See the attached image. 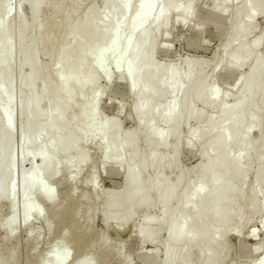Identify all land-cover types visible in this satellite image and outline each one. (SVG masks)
Returning a JSON list of instances; mask_svg holds the SVG:
<instances>
[{"label": "bare ground", "instance_id": "obj_1", "mask_svg": "<svg viewBox=\"0 0 264 264\" xmlns=\"http://www.w3.org/2000/svg\"><path fill=\"white\" fill-rule=\"evenodd\" d=\"M102 1L104 12H99L95 5L89 7L85 22L66 32L65 37H72L75 42L61 47L53 67L54 76L46 80L52 68L39 64L37 48L50 45L60 28L55 22L45 28L41 26L42 0H19L20 6L31 4L33 12L31 25L19 15V39L24 42L21 66L26 68L20 74L21 85L26 86L19 100L23 115L21 155L26 162L37 159L41 162L32 172L22 174L24 221L28 222L35 214L31 203L36 194L60 213V207L55 206L54 191L43 180L57 175L60 159L68 166L67 178L77 177L71 167L91 162L90 155L82 149L84 143L98 140L106 152V166L125 171L123 189L106 195L104 219L109 230L128 238L134 217L159 203L169 222L151 228L153 220L144 215L139 237L155 242L158 233L165 230L167 240L163 245L162 264H192L196 249H199L196 257L200 264H225L228 259L222 243L225 237L231 231H240L258 212L264 213V53L255 55L263 38L259 36L252 43L247 42L256 29L257 18L264 13V0H236L238 4L230 18L228 5L233 0H210L222 9L203 20L230 27L221 46L223 58L214 65L215 72L219 73L217 81L205 89L210 101L221 100L217 114L210 116L197 110L192 100L199 84L211 80L207 74L210 63L187 60L185 70L181 71L162 67L152 58L156 35L166 33L171 16L187 22L194 15L198 0H139L135 5L132 0ZM1 3L0 201H4L13 197L14 183L11 180L6 184L14 165L11 129L14 100L9 95L14 39L8 26L12 13L10 0H1ZM225 58L237 67L248 66L247 72L235 75L226 71ZM125 67L116 89L123 91L126 86L136 95L132 112L139 122V132H121L115 118L93 119L101 93L95 88L97 77L91 69L107 74L111 68ZM233 76H237L233 86L237 92L234 94L228 87L233 96L230 92L221 93L219 81ZM225 85H229V80ZM89 88L93 89L92 94L81 100L75 122L72 110L76 97ZM231 96L234 102L227 103ZM170 118L172 122L165 128ZM191 122L196 127L183 140L181 129ZM94 124L96 128L92 129ZM254 131H258L256 138L252 136ZM139 135L145 148L143 152L139 150ZM198 144H201L200 161L193 169L181 172L177 180L165 177L166 172L174 173L177 168L179 148L185 146L193 151ZM160 150L163 154H159ZM253 163L258 166L254 184L247 194V176ZM150 169L155 171L154 180L145 181L143 175ZM87 183H94V175ZM183 183L185 187L172 206L174 190ZM15 219L12 210L6 229H14ZM65 236L62 234L55 240L56 247L64 244ZM152 254L156 256V252ZM97 261L86 255L75 264H96ZM66 262L67 256L63 264ZM40 264H58L57 257L48 254ZM259 264H264V256Z\"/></svg>", "mask_w": 264, "mask_h": 264}, {"label": "rangeland", "instance_id": "obj_2", "mask_svg": "<svg viewBox=\"0 0 264 264\" xmlns=\"http://www.w3.org/2000/svg\"><path fill=\"white\" fill-rule=\"evenodd\" d=\"M44 5L40 13V24L43 28L55 22L60 31L51 39V44L45 47H38V62L41 66L49 65L52 71L47 75L46 80L54 76L53 69L61 47H69L74 44L72 37L66 38L68 30L76 29L86 20L89 7L94 6L99 12H104L105 6L102 0H42ZM139 0H132L135 5ZM238 2L233 0L228 5L227 17L233 16ZM2 3L0 0V9ZM55 7L60 8L55 9ZM12 10L8 20L9 32L14 39V53L11 59L12 73L10 75L11 87L9 95L14 100V112L11 124L13 133V168L6 184L13 180L12 198L0 201V264H40L48 254L59 251L60 254L67 252L66 264H75L84 256L97 258L96 264H162L164 260L163 245L167 240L165 230L160 231L156 241L151 242L139 237V231L144 227L142 218L149 216L153 223L151 228L158 224L167 225L162 206L156 203L148 211H140L132 220V232L128 238L120 237L115 230H109L105 223V199L110 191H120L124 186L125 171H115L105 164V149L100 141L85 142L82 149L91 157V162L85 165L71 167L74 175L67 178L68 166L64 159L59 160V171L51 179L43 180L44 183L54 191L55 206L60 207V213H56L41 195L32 197L31 207L35 214L28 222L23 217L22 197V174L24 171L32 172L41 165L37 159L34 162H26L21 155V132L23 127V115L20 108V97L26 92V86L21 85L20 74L26 71L21 66V56L24 42L19 39V15L22 16L27 25L33 22L31 4L20 6L19 0H10ZM221 5H215L210 0H198L193 8L194 15L187 22L177 21L174 15L171 16L166 27V33L156 35V48L152 58L156 64L162 67L179 68L185 70V61H207L210 63L207 74L211 80L201 82L198 91L193 96V105L205 115H216L220 99L210 101L205 95L208 85L217 81L219 73L215 72V62L223 58L221 46L225 44L226 37L230 32L229 25H218L205 21L210 13L218 12ZM1 19V18H0ZM40 34H37L39 36ZM263 38L262 44L255 50L256 56L264 53V13L256 20V29L248 37L247 42L252 43L257 37ZM111 61V59H110ZM127 67L121 70L111 68L106 74L91 69L96 73V90L100 91L98 97V110L93 119L115 118L121 132H139V122L133 116V108L137 102L136 95L128 87L123 91L117 90V80L124 73ZM224 69L235 75H244L248 66L237 67L224 59ZM184 73V72H183ZM235 77V78H234ZM237 76L229 80H222L218 83L221 93L230 92L233 96L237 92L234 88ZM234 81V82H233ZM222 82V83H221ZM232 91L228 90L229 88ZM226 88V89H225ZM228 88V89H227ZM226 90V91H225ZM228 90V91H227ZM93 89H86L78 94L75 100V108L72 110L75 122L78 117L79 104L82 99H88ZM230 97L227 103L234 102ZM176 98H173V102ZM170 118L165 128L171 124ZM70 127H73L74 123ZM196 127L195 122L181 129V137L187 140L189 132ZM96 128V124L92 129ZM258 131H254L253 138H256ZM139 150L144 151L142 136H138ZM170 144L173 140H170ZM201 144L190 151L187 147L181 146L176 156V170L174 173L166 172L165 177L177 180L181 172H189L200 161L198 152ZM163 154V150L159 151ZM258 164L253 163L247 176L246 193L249 194L254 184L255 170ZM94 175V183L88 184L87 179ZM155 171L150 169L145 172V181L154 180ZM185 184L177 185L174 190L175 201L181 195ZM8 194V191L6 192ZM85 197L88 199L86 200ZM155 198V193L151 192ZM15 211L14 229H6L10 221L11 212ZM37 212V213H36ZM65 236L64 244L56 247L55 240L60 235ZM30 239V241L27 240ZM106 241L105 245L101 243ZM223 246L228 252V259L225 264H259L264 256V213L258 214L245 223L240 231H231L223 240ZM199 249L194 250L192 264H200L196 257ZM156 252V256H153Z\"/></svg>", "mask_w": 264, "mask_h": 264}, {"label": "snow or ice", "instance_id": "obj_3", "mask_svg": "<svg viewBox=\"0 0 264 264\" xmlns=\"http://www.w3.org/2000/svg\"><path fill=\"white\" fill-rule=\"evenodd\" d=\"M52 254L53 255H56L58 264H63L64 258H66V256L68 255L67 252H65L64 257L62 258L61 255H60V253H59V251H55Z\"/></svg>", "mask_w": 264, "mask_h": 264}]
</instances>
